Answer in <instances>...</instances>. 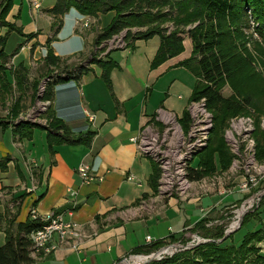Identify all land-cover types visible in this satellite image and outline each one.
I'll list each match as a JSON object with an SVG mask.
<instances>
[{"label":"crops","instance_id":"1","mask_svg":"<svg viewBox=\"0 0 264 264\" xmlns=\"http://www.w3.org/2000/svg\"><path fill=\"white\" fill-rule=\"evenodd\" d=\"M13 1L6 20L25 35L6 27L0 28V34L7 35L4 51L10 55L8 62L23 63L28 69L31 55L45 54L43 49L54 31L48 10L55 0L48 4L41 0L40 8L32 6L27 17ZM76 13L82 16L77 11L73 15ZM104 14L109 18L102 28L114 15L112 11L99 13L100 20ZM63 17L57 34L65 25ZM74 29L71 36L81 39L79 26ZM80 29L87 37L84 42L81 39L83 43L70 58L54 47L57 34L49 43L61 64L89 54L97 33ZM36 32V37L27 39ZM10 39L15 41L14 50L8 49ZM34 42L38 46L33 50ZM183 45L181 53L151 68L159 38L138 39L133 48L109 54L117 63L109 73L110 87L95 64L78 79L54 86L48 112L75 134L93 131L89 145L61 143L49 151L44 129L32 128L26 137L14 135L10 125L0 124V159L8 158L0 168V245L5 239V218L15 224L24 221L32 210L40 217L56 211L65 220L81 224L87 237L77 249L60 244L50 253L33 257L30 264H113L146 245V236L160 241L179 235L201 219L212 218L214 207L217 210L231 203L216 194L186 200L170 197L161 202L152 194L149 182L152 161L132 140L154 121L158 108L172 111L177 118L186 110L195 76L178 65L191 54L189 38ZM39 71H34V76ZM83 163L94 174L93 180L85 182L78 173Z\"/></svg>","mask_w":264,"mask_h":264},{"label":"trees","instance_id":"2","mask_svg":"<svg viewBox=\"0 0 264 264\" xmlns=\"http://www.w3.org/2000/svg\"><path fill=\"white\" fill-rule=\"evenodd\" d=\"M11 6L12 0H0V28L6 27L8 31L25 35L20 27L6 20ZM72 7L81 15L87 16H98L99 13L108 11L114 12L107 26L96 34L94 44L107 40L126 27L133 26L143 29L126 33L125 40L128 41L127 47L130 49L133 48L134 41L138 39L146 40L157 36L159 46L150 62L151 68L181 53L184 49L183 40L186 37L190 39L191 54L178 63L179 66L189 69L195 76L190 101L204 99L206 109L211 111L213 121L219 120V125L215 128L213 123V130L211 129L209 133L206 147L197 154L196 164L194 163L197 167L188 164L187 175L190 180H198L202 178V172H211L214 167V153H217L221 169L228 168L231 163V154L223 137L220 136L223 122L231 115L233 117L239 114H252L246 110L248 108L254 110V102L249 94H241L240 91H235L228 97L223 96L221 84L242 72L245 66L244 58L236 50L233 33L237 26L243 24V20L249 13L258 23V32L264 40V0H55L48 10L53 17L54 31L48 37L47 43L55 38L61 26L62 17ZM189 23H192V26L187 27ZM231 27L235 28L231 29ZM6 40V33L0 34V92L7 87L5 64L8 63L10 55L4 51ZM17 49L19 47L15 51ZM45 62L49 66L56 67L61 60L49 49ZM92 64L102 69L101 76L110 87L109 73L113 67L117 66V63L110 58L98 59L90 55L82 62L74 65L63 64L59 70L47 74L44 77L45 87L40 99L51 102L53 88L56 84L78 79L89 70ZM19 70H22V67ZM48 118L46 125L20 120L13 123L12 132L14 135L29 137L32 128L44 129L49 151H52L55 144H90L94 135L93 131L75 134L49 112ZM179 119L184 124L189 121L188 112L185 110ZM259 119L258 116H254L255 127L252 134L256 142L255 157L258 161H263L264 131L260 127ZM149 158L152 161L149 182L151 188H155L160 176V168L151 157ZM7 161V157L1 158L0 168ZM249 217L244 216L242 224L248 221ZM1 220L0 215V222ZM4 221L5 239L0 245V264H30L34 258L29 235L33 230L41 227L44 222L39 217L33 218L30 215L24 221L15 224L13 219L5 218ZM259 233V230L248 231L238 245L222 246L212 242L204 243L202 248H195L191 254L183 252L171 257L152 260L146 264H204L209 260H211L209 263L214 264H241L247 258L250 259L249 256L255 258L251 264H264V257L258 253L257 248L259 247L255 243L263 238V236H257ZM138 250L140 248L133 251Z\"/></svg>","mask_w":264,"mask_h":264},{"label":"rangeland","instance_id":"3","mask_svg":"<svg viewBox=\"0 0 264 264\" xmlns=\"http://www.w3.org/2000/svg\"><path fill=\"white\" fill-rule=\"evenodd\" d=\"M29 1L30 3H32L33 0ZM36 1L39 3L38 8H40L41 0ZM51 1L52 0H44L43 3L48 4ZM30 3L27 0L13 1V4L19 7L20 10L25 13L26 17L29 15L28 10H30L33 6V4H31L30 6ZM75 11L76 9L72 7L64 14L63 20L65 22V25L64 27L62 26V31L57 34L54 44V47H56L60 52H64L65 56L69 55V58L73 56L72 53L79 49V46L85 41V38L87 37L82 35L83 29L80 28H84L85 30L87 29V32L89 33L93 31L98 33L104 28H102V24L107 23L109 18V14H104L103 17H101L102 20H100L99 14L98 16H79L77 13V15H73ZM84 19L88 22L87 26L84 27L81 24L76 23L77 20ZM76 25L79 26V29L77 31L80 32V34H78V32L77 34L81 37V39H83V42L80 38L74 40V38L71 36L72 31H75L74 28L76 27ZM189 26H192V23L187 24V27ZM233 28L235 27H231V29ZM257 28L258 23L255 22V20L249 13L248 16L243 20V24H240L234 29L235 32L233 33V38L236 45V50L244 58L245 66L242 72L236 74L235 77H233L231 80H225L221 84V93L225 97L233 95L235 91H240L241 94H249L254 102V110L248 108L246 111L252 113L251 115L253 116V118L254 116H258L260 118V127L264 131V40L261 38ZM138 29L143 28L136 26L126 27L118 34H115L112 37L108 38L106 41L103 40L97 42L96 44H94V38L91 50L89 54L84 58L87 59L90 55H94L98 59L109 58V54L113 50L126 48L128 41L125 40V36H127L129 31L134 32ZM38 34L39 32L29 35L27 39L31 40ZM120 37L122 38L120 39L122 41H118V38ZM11 40L12 39H10L9 41L8 49L13 47L14 50V47H16L15 41ZM74 45L78 46V48L74 49ZM37 46L38 42H34L31 49L33 48L34 50ZM43 50L45 51L44 55H42L41 53V55L39 56H30V68L28 69L23 66V63H20L18 65L8 62L5 64V78L7 87L5 90H2L0 92V124H2L3 126L10 125L13 128V123H16L20 120L27 121V117L32 118L33 120H30V122L36 123L37 125L48 124V108L44 107V105H42L41 102L38 101L37 94L42 79L47 74H51L56 70H59L61 68V65L63 64L60 63L56 67L46 64L45 57L49 50V43L45 44V49ZM77 58L78 61L66 65H74L84 60V58L81 59V56H77ZM21 67L22 70H19V68ZM37 70H40V73H38L37 76H34V71ZM190 103L191 101L189 100L186 108L189 121H187L185 124L183 122L181 123L180 119L177 118L176 115L170 110L167 111L173 113L172 115H174V117L171 116L173 117V121L169 123L170 118L165 115L163 116L165 123H163L162 121L157 119L158 115L156 111L154 121L149 124V126L144 127V129L146 128L145 130L143 129L145 136L155 139L154 142L150 143V146L152 147L150 153L144 154L142 152L144 155L149 157H151V155L152 157L153 155H156L158 158L164 161L162 164L166 163L167 161L169 163L171 162V169H173L174 166L178 164L177 160L173 158V156L175 157L176 152L174 150L178 148V142L182 137H188V132L190 131L191 127L194 130H197V128L201 129L200 126H204L200 125L199 122L197 123L196 121H194V118L191 115L189 109ZM207 112L210 115L209 118L211 120V125L207 128H203L204 130H207L205 134L204 145L200 148V150H198L190 157L188 164L190 163L191 165H194L195 161L198 158V152L206 147L210 136L209 133L213 127V123L215 128H217L219 125V120H214L215 122L213 121V115L211 111L209 112L207 110ZM231 116L227 117L224 120L222 128L220 130V136L223 137L224 142L226 143V147L231 154V163L228 168L224 167L223 169H221L217 153H214V167L211 172H202V178L198 180H192L191 184L184 191V193H179L174 189L175 187L165 188L161 186L159 179H161L160 176L162 173V164L157 163L159 167L161 165V172L157 180V186L155 188H152V194L161 202H164V200H167L170 197L186 200L194 196L201 198L204 195L216 194L220 197L223 196L222 200H224L225 202L231 203L223 205L222 207L220 206L217 210H215L214 207L213 210L215 213L212 218L205 217L201 219V221L195 224L193 227L183 230L181 234L171 236L166 240L146 243V245L142 246L140 250L134 251L133 253L138 255H149L150 253L159 251L160 253H157L159 254V257H161L159 259H162L164 257H171L183 252H188V254H191L192 251L195 250V248H202L201 246L204 243L209 242L221 244L222 246L230 244L238 245V242H240L245 233L252 230H259L260 233L257 236H263V238L260 242L255 243L259 247L257 248L258 253L262 254V256L264 257V160L258 161L255 157L258 166H251L253 169L251 168L250 172L256 175L255 185L251 186L248 183V185H245V187L241 186L242 183L244 184L243 178L245 176V172L244 169L240 167L241 164H238L237 166L232 165L235 153L231 151L232 148L231 144L229 143V141L231 140L230 134H225V129L228 130L229 121L230 118H232ZM197 119H204V117L199 115ZM252 133L251 138H253L254 143H256ZM138 139L139 138H137L136 141L137 146L139 143ZM243 145L244 142H240V150ZM170 150H172V153L170 152ZM178 167L180 166L177 165V168ZM194 167L197 166L194 165ZM188 180L190 181L189 178ZM245 200H251L250 202H252V206L246 212L240 214L238 210L242 207V204ZM238 214H240V225L237 229H232L231 223L235 218H237ZM246 215L250 217L248 221L242 224L243 218ZM165 246L170 247L163 252L160 251V249L164 248ZM249 257L250 259L247 258V260H244L241 264H251V262L255 258H252L251 256ZM159 259L155 258L153 260ZM203 262H205V260ZM209 262H211V260H209ZM209 262H205L204 264H214Z\"/></svg>","mask_w":264,"mask_h":264},{"label":"built area","instance_id":"4","mask_svg":"<svg viewBox=\"0 0 264 264\" xmlns=\"http://www.w3.org/2000/svg\"><path fill=\"white\" fill-rule=\"evenodd\" d=\"M31 4H33L35 8L39 7V3L36 0H33ZM76 23L81 24L84 27L88 25V22L85 19L77 20ZM120 39L122 38L121 37L118 38V41H122ZM44 87H45V79L43 78L39 86L37 97H38V101H40L41 104L44 105V107L48 108L50 105V101L40 99V95L44 90ZM189 109L191 115L194 118V121H196L197 123L199 122L200 125H204V126H200L201 129L197 128V130H194L191 127L190 131L188 132V137L186 138L182 137L181 140L178 142V148L174 150L176 151L175 157L173 156V158L177 160L178 164H176L174 168L171 169V165L168 161L162 164L164 162L162 159L158 158L156 155L155 156L153 155V157L151 155V158L156 163L162 164V173L160 176L161 179H159L161 186L165 188L175 187L174 189L177 190L179 193L184 192L191 184L192 180L189 181L187 175L188 161L190 160V157L193 154H195L198 150H200V148L204 145L205 134L207 130L206 129L204 130L203 128L204 127L207 128L211 125V120L209 118L210 115L205 107L204 99L191 101L189 105ZM172 114L173 113L164 110L162 108L157 109V115H158L157 119H159L163 123H165L163 119V116L165 115H167L170 118L169 123H171L173 121L172 118L174 117V115ZM199 115L203 116L204 119H197ZM26 120L30 121L33 119L27 117ZM144 130L140 132L139 136L133 137L132 140L136 142L137 138H139L138 139L139 150L144 154L147 153L149 154L152 148L150 146V143L154 142L155 139L145 136ZM253 130H254V118L251 114H245V115L242 114V115L233 116L232 118H230L228 130L225 129V134L226 135L230 134L231 137V140L229 141L232 148L231 151L235 153L233 157L232 165L237 166L238 164H241L240 167H242L245 172V176L243 178L244 184L242 183L241 185L243 187H245V185H248V183L251 186H254L256 180V175L250 172L252 168L251 166H258L255 159V143L253 138H251V133L253 132ZM240 142H244V145L241 147V150H240ZM170 152L172 153V150H170ZM177 165H179L180 167L177 168ZM77 171L82 177L83 181L85 182L94 179V174L90 172L89 166L87 164L84 163L80 164L77 168ZM250 201L245 200L243 202L242 207L238 210L240 214H243L252 206V202ZM240 214H238L237 218H235L232 221L231 223L232 229H237L239 227ZM30 216L33 218L39 217L44 222V224L41 227L33 230L29 235L31 240V246L33 248V252H32L33 257L50 253L60 244H67L71 248L77 249L83 238L87 237V234L85 233V230L81 224L74 221L65 220L60 212L50 211L46 215L40 217L36 215L35 212L32 210ZM152 241L154 240L150 236L145 237L146 243H150ZM169 247L170 246H165L164 248L160 249V251L163 252ZM158 252L159 251L155 253H150L149 255H143V254L138 255L135 253H130L119 258L113 264L146 263L155 258L156 259L161 258L159 257V254H157Z\"/></svg>","mask_w":264,"mask_h":264},{"label":"bare ground","instance_id":"5","mask_svg":"<svg viewBox=\"0 0 264 264\" xmlns=\"http://www.w3.org/2000/svg\"><path fill=\"white\" fill-rule=\"evenodd\" d=\"M172 161V160H171ZM170 164H171V162H170ZM190 164V163H189ZM179 166V165H178ZM172 167V166H171ZM184 193V192H183Z\"/></svg>","mask_w":264,"mask_h":264}]
</instances>
